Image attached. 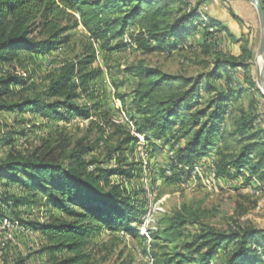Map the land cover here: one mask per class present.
Instances as JSON below:
<instances>
[{
    "label": "trees",
    "instance_id": "1",
    "mask_svg": "<svg viewBox=\"0 0 264 264\" xmlns=\"http://www.w3.org/2000/svg\"><path fill=\"white\" fill-rule=\"evenodd\" d=\"M206 2L0 0V113L87 121L81 135L71 136L62 128L23 150L13 145L14 132L0 135V143L8 147L0 158V225L4 220L18 222L40 237L33 252H14L3 264H27L37 255L45 256V264H95L88 245L102 230L136 235L132 225L139 219L140 205L121 181L134 175L125 152L139 136L145 137L150 151L157 149L156 141L170 146L167 164L159 168L166 179L178 180L210 157L215 178L245 173V180L264 183V124L255 123L253 110L236 106L247 90L234 85L230 74L243 70L249 89H255L249 74L253 51L246 34L239 55L217 53L214 68L197 76L167 72L143 61L129 65L125 71L134 85L121 99L136 134L128 123H116L107 114H98L101 121H97L92 114L95 107L79 102L88 83L102 74L91 66L95 44L107 52L130 47L142 54L170 53L198 31L209 47L215 33L228 28L203 16ZM259 2L264 10V0ZM79 26L91 42L52 70L46 84L36 89L24 63H34L69 43L70 31ZM14 95L16 100L11 99ZM109 129L112 132L107 133ZM113 137L115 144L109 145ZM101 144L107 146L102 157L86 158ZM34 208L47 216L21 218L24 213L32 215ZM200 219V212L182 205L158 220L159 227L147 229L152 239L171 250L163 252L156 264H213L222 250L225 256L217 264H264V229L224 231L204 224L192 234L190 228ZM228 244L233 246L226 250Z\"/></svg>",
    "mask_w": 264,
    "mask_h": 264
},
{
    "label": "rangeland",
    "instance_id": "2",
    "mask_svg": "<svg viewBox=\"0 0 264 264\" xmlns=\"http://www.w3.org/2000/svg\"><path fill=\"white\" fill-rule=\"evenodd\" d=\"M230 10L238 16L239 20L232 17ZM211 11L215 12L216 16L227 18L224 19L226 20L224 26L228 28V31L215 33L214 38L210 39L209 47L204 46L205 38L198 31L186 38L184 47L178 44L179 48L170 53L154 51L142 54L130 47L107 52L95 44L96 58L91 66L101 69L102 74L88 83V88L82 92L79 102L95 107L92 114L97 121H101L98 114H107L116 123H127L126 119L129 117L123 107L121 96L127 95L134 85V78L125 71L129 65L143 61L167 72L197 76L214 68L213 58L217 53L227 56L240 54L242 34H246L250 40L253 60L249 74L255 81L254 88L259 89L254 60L259 44L260 28L254 6L243 0H218L215 3L207 0L201 12L203 16H207ZM69 34V43L43 58H35L34 63H24L26 75L36 89L46 84L48 74L52 70L64 60L81 53L84 45L91 42L88 41L87 33L81 26L70 31ZM23 57L19 56L21 59ZM4 68L7 69L8 65ZM230 74L234 78V85L247 90L235 103L236 106L240 105L245 109L253 110L257 114L255 123L263 125L264 97L262 93L249 89V85L243 79V70ZM223 81L221 79L218 82ZM11 99L16 100L17 95L12 96ZM204 99L203 96L201 100ZM86 126L87 121L78 117H73L67 122L54 118H40L31 113L22 115L0 113V135L7 131L14 132L13 145L17 150L30 148L47 134L62 128L71 136L81 135L82 129ZM128 128L131 132L133 131L132 127L128 126ZM109 132H112L111 129L107 131ZM115 141L116 137L111 138L109 145H114ZM155 144L157 149L150 151L151 147H148L145 137L139 136V141L135 145L132 144L131 149L125 152L127 161L133 164L134 175L129 179H122L121 182L140 205L139 219L132 225L137 234L132 235L119 230H102L88 245L95 264H156V261L163 256V252L170 249L165 247L162 241L152 239L147 229L159 227L158 220L181 208L182 205L201 214L199 224L190 228L192 234L198 232L204 224L224 231L249 226L264 229L263 182L254 178L250 181L245 180V173L235 178H215L213 168L210 167V157L198 162L190 171H187L188 174L181 175L178 180L166 179L159 168L167 164V158L171 154L170 146L163 145L159 141ZM7 148L0 143V158L8 150ZM106 150V144H101L94 153L86 155V158L93 155L102 157ZM149 152H153V156L147 157L146 154ZM166 175L170 176V173ZM31 214L24 213L21 218L44 219L47 216L46 212L38 208L31 209ZM12 218H14L13 215ZM39 241L38 232L0 229V264H3L14 252L20 254L33 252L37 249ZM226 246V250H229L233 245ZM224 256V251H220L214 258L213 264L221 262ZM45 260V258H39V262L35 261V263L45 264Z\"/></svg>",
    "mask_w": 264,
    "mask_h": 264
},
{
    "label": "water",
    "instance_id": "3",
    "mask_svg": "<svg viewBox=\"0 0 264 264\" xmlns=\"http://www.w3.org/2000/svg\"><path fill=\"white\" fill-rule=\"evenodd\" d=\"M243 1L249 2L254 6L259 21L260 38L254 62L256 66V81L261 93L264 95V10L259 0ZM259 58L262 59L261 65L258 63Z\"/></svg>",
    "mask_w": 264,
    "mask_h": 264
},
{
    "label": "bare ground",
    "instance_id": "4",
    "mask_svg": "<svg viewBox=\"0 0 264 264\" xmlns=\"http://www.w3.org/2000/svg\"><path fill=\"white\" fill-rule=\"evenodd\" d=\"M258 63L261 65V63H262V59L261 58H259L258 59ZM126 122L128 123V125L130 126V127H132L133 128V123L127 118L126 119ZM121 123H124V122H121ZM125 124V123H124ZM127 125V124H126ZM132 133H133V131H132ZM136 134V133H135ZM214 175V174H213ZM212 179V178H211ZM9 221L8 220H4V222H3V224H2V226H6L7 225V223H8ZM12 225H13V230H19V231H27L28 233H33L34 231H32V230H26L21 224H19L18 222H12ZM44 263V262H43Z\"/></svg>",
    "mask_w": 264,
    "mask_h": 264
},
{
    "label": "crops",
    "instance_id": "5",
    "mask_svg": "<svg viewBox=\"0 0 264 264\" xmlns=\"http://www.w3.org/2000/svg\"><path fill=\"white\" fill-rule=\"evenodd\" d=\"M213 1V3H215L216 1H218V0H212ZM249 3V2H248ZM210 16H212V17H214V18H216L217 20H219L223 25H225V21L226 20H224V19H227V18H221L220 16H216V14H215V12L213 13L212 11L210 12V14H209ZM237 55H239V54H237ZM32 249H34L33 247H32ZM22 253V252H21ZM39 258H45V256H43V255H37L36 256V258H35V256H31V257H29V259H28V261H27V264H36L35 263V261L36 262H39ZM35 259H37V260H35Z\"/></svg>",
    "mask_w": 264,
    "mask_h": 264
},
{
    "label": "built area",
    "instance_id": "6",
    "mask_svg": "<svg viewBox=\"0 0 264 264\" xmlns=\"http://www.w3.org/2000/svg\"><path fill=\"white\" fill-rule=\"evenodd\" d=\"M133 134H135V132H133ZM0 229L1 230H8V231L13 230L12 222H8L6 226H0Z\"/></svg>",
    "mask_w": 264,
    "mask_h": 264
}]
</instances>
